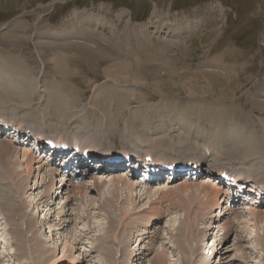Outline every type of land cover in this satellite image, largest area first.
<instances>
[{"label": "rangeland", "instance_id": "obj_1", "mask_svg": "<svg viewBox=\"0 0 264 264\" xmlns=\"http://www.w3.org/2000/svg\"><path fill=\"white\" fill-rule=\"evenodd\" d=\"M120 12H124L123 17H119ZM88 17L103 21V26L93 23L91 32L99 43H106L110 48L105 51L108 55L114 51L115 38L123 34L130 38L131 49L133 46L141 49L138 51L141 67L144 66L140 67L141 79L134 71L116 66V62L105 59L104 64L93 66L76 54H68L64 48L47 47L50 44L63 46V41L55 43L63 39L61 29ZM180 21H190L196 28L192 32L174 33L173 28H177ZM144 25L150 34L135 38L134 31L139 32ZM82 30L89 29L82 27ZM71 40L75 43L74 40L82 39L71 37ZM138 41L142 42L140 46ZM71 48L76 50V46ZM6 55L14 56L24 65H14ZM146 56L153 57L152 66L144 65L148 61ZM3 78L12 83L11 90L21 102L8 103L11 106L0 103V114L4 113L0 119L21 121L22 125L36 130L40 137L68 142H75L74 137H77L94 149L106 144L112 151L131 146L144 153L155 151L152 152L155 157L177 162L202 157L207 165L217 167L218 164L221 169L239 172L243 180L264 184V0H0V80ZM20 88H28L34 99L25 95L23 98ZM221 134L228 137L221 140ZM217 148L219 154L215 151ZM228 149L234 150L230 151L232 156ZM39 159L41 163L34 164L31 174L22 157L19 164L15 162L14 167L11 166L23 176L17 206H27L22 212H27L26 216L22 218V213L19 216L21 231L26 236L23 240L24 233L21 239L14 237L11 232L15 226L8 223L6 210L0 209V264H124L125 254L131 250L133 253L125 264H154L158 252L168 260L164 264H185L182 262L185 256L191 260L186 264H264L260 244L264 240V218L251 220L253 215L248 206L232 209L240 212V218L227 215L235 226L226 237L224 229H219L225 219L220 221V216H213L222 207L213 206L205 221L198 216L199 223L194 221L202 229L207 226V236L202 237V232L196 236L198 231L187 232L185 228L188 223L194 225L200 200H193L189 215V196L182 192V196L176 198L153 199L152 206H157L159 201L163 203L160 207L164 214L159 216L160 220H155L158 217L150 213L147 198L134 199L133 194L141 187L131 194L130 185L127 184V189L117 179L105 183L99 192L96 188L90 190L83 201L67 193L72 188L69 183L77 184L82 180L83 184L90 185L93 177H102L100 174L69 181L64 190L59 188L64 177L57 175L54 189L63 193L59 192L58 196L55 193L49 205L39 201L40 206H37L32 204L33 199L45 193L53 177L49 171L53 167H44L38 179L48 174L43 180L46 183L35 192L29 189L36 187L38 166L44 162L43 157ZM25 179L29 183L27 187ZM181 183L177 180L169 190L181 187ZM125 211L129 215L117 230L116 240V230L109 234L105 230L110 214L117 223ZM28 212H33L41 238L32 230L34 217ZM242 212L246 216L241 215ZM161 220L162 225H166L164 231L152 234L155 223ZM174 224H179V230ZM214 225L219 227L211 229ZM146 227L151 233L140 240L137 235L144 233ZM185 236L192 247L204 240L201 244L206 254L186 250ZM213 244L218 252L212 255ZM112 251L116 259H105V254ZM134 251L143 254L134 258ZM209 260L212 261L209 263Z\"/></svg>", "mask_w": 264, "mask_h": 264}, {"label": "bare ground", "instance_id": "obj_2", "mask_svg": "<svg viewBox=\"0 0 264 264\" xmlns=\"http://www.w3.org/2000/svg\"><path fill=\"white\" fill-rule=\"evenodd\" d=\"M156 13V12H155ZM95 15V14H94ZM123 15H124V12H120L119 13V17H123ZM99 16V15H98ZM99 18V17H98ZM95 18H93V17H88L85 21H83V22H78L77 23V21L76 22H74L73 23V25H67V26H65L66 28H63V29H61L62 31L60 32L61 34H62V37H63V39L61 40V38L59 39V41H55V43H61V41H63L61 44H63V46H60V45H52V44H48L49 46H47V47H49V48H51V49H53V46L54 47H56V48H58V46L59 47H61V48H64V50L65 51H68V54L69 53H72L73 54V56H74V54H76V56H78V57H82V58H84V61H86V62H88V63H90V64H92L93 66H98V65H100L101 63L102 64H104V62H106L105 61V59H107V60H109V61H111V62H116L115 64H116V66H118L119 65V67H121V69H126V68H128V69H130V71H134L135 73H137L136 75L139 77V75L141 74V69H143L144 68V66H142L141 67V64H142V62H140L139 61V56L141 55L138 51H140L138 48H136V47H134L133 46V48L131 49V46L130 45H128L129 43H131V40H130V38H128V36L126 35H120L119 37H117V38H115V39H117L116 40V42L115 43H113V48H114V51L112 50V54L110 55V53H109V55L107 54V53H105V51H108L107 50V44L105 45V44H103V43H99V41L96 39V36H95V34L93 33V32H91V28L96 24V23H98L100 26H103L104 25V23H103V21L101 20V21H98L97 19H95ZM93 23H95V24H93ZM72 26L74 27V28H72ZM85 26H86V28H85ZM174 26V25H173ZM176 26H177V28H173V30H174V33L175 32H177V33H179L180 31H183L184 33L185 32H192V31H194V29L196 28L195 27V24L194 23H192V22H190V21H187V22H179V23H177L176 24ZM82 27L84 28V29H89V30H82ZM186 28H188L187 30H186ZM56 33V32H55ZM135 33H137V34H135ZM148 34H150L149 33V31L147 30V28H146V26L144 25V26H141V28H140V31L138 32L137 31V29L134 31V35L136 36L135 38H137L138 39V35H141L142 37H147L148 36ZM53 35V34H52ZM13 36H15L14 34H13ZM12 36V37H13ZM123 36V37H122ZM52 37V36H51ZM54 37H58L57 35H55ZM71 37H78V38H81L82 40H80V41H75L74 40V42L75 43H72L73 42V40H71ZM141 38V37H140ZM57 39V38H56ZM55 38H53V40H56ZM73 39V38H72ZM110 39V38H109ZM134 39V38H133ZM142 39V38H141ZM145 39V38H144ZM113 41V40H112ZM143 41V40H142ZM66 42V43H65ZM139 42V41H138ZM45 43V42H44ZM69 43V44H68ZM141 43L142 42H139V46L141 45ZM144 43H146V41L144 42ZM143 43V44H144ZM96 44V45H95ZM111 44V43H110ZM138 44V43H137ZM35 45H37V44H35ZM134 45V44H133ZM145 45V44H144ZM149 45V44H148ZM73 46H76V50H73V48H71V47H73ZM109 46V45H108ZM111 46V45H110ZM147 46V45H146ZM41 47H45V45L43 46V45H41ZM129 47H130V49H129ZM112 48V49H113ZM108 49H110V48H108ZM136 49H138V50H136ZM136 50V51H135ZM111 51V50H110ZM8 53V52H7ZM141 53H142V51H141ZM143 53H145V52H143ZM153 53V52H152ZM149 54V53H148ZM8 55V54H7ZM5 56L10 62H12L14 65L15 64H17V63H20V65H21V63L22 62H20L19 61V59H16L14 56ZM66 55V54H65ZM143 55V54H142ZM147 55V54H146ZM151 55V54H150ZM147 57V60H144V62L145 61H147V62H145L144 63V65H151L152 66V64H153V61H152V58H150L149 56H146ZM145 57V58H146ZM155 57V56H154ZM14 58L16 59V60H14ZM65 59H66V61H68L69 62V60H68V55H66L65 56ZM136 59H138L137 60V63H136ZM149 59H151V60H149ZM155 59H156V57H155ZM159 59H161V58H159ZM23 60V59H22ZM141 60V59H140ZM65 61V62H66ZM109 61H107V63L109 62ZM128 61H132L133 63H128ZM113 63V64H114ZM155 63V62H154ZM23 64V63H22ZM137 64V65H136ZM156 64V63H155ZM13 65V66H14ZM24 65V64H23ZM17 66V65H16ZM137 66V68L135 69V67ZM156 66V65H155ZM18 67V66H17ZM23 67V66H22ZM56 67V66H55ZM65 67V66H64ZM140 67H141V69H140ZM154 67V66H153ZM139 68V69H138ZM113 69V68H112ZM61 70H63V69H61ZM114 70V69H113ZM155 70H156V68H155ZM154 70V71H155ZM127 71V70H126ZM141 71V72H140ZM150 71V70H149ZM151 72V71H150ZM69 75V74H68ZM135 75V74H134ZM135 75V76H136ZM141 76V75H140ZM144 76V75H143ZM20 78V77H19ZM22 78V77H21ZM140 78V77H139ZM142 78V77H141ZM140 78V79H141ZM9 81V80H8ZM135 81V80H134ZM0 83L2 84L1 86H0V90H2V91H0V99H1V101H0V103H5V104H8V103H16V102H21V100L18 98V96L17 95H15V91H13V90H11V88H13L12 87V83H7L6 81H5V79L3 78L2 80H0ZM22 83V82H21ZM30 84V83H29ZM21 85V84H20ZM23 86V85H22ZM7 89H9V91H6ZM3 90H5V92H3ZM10 90H11V92H10ZM19 93H21V95L23 96V98L25 97V96H29L31 99H34V95H33V93L27 88V89H22V88H20L19 89ZM40 91V90H39ZM34 94H35V92H34ZM25 95V96H24ZM37 95V94H36ZM21 96V97H22ZM109 97V96H108ZM22 99V98H21ZM23 102V101H22ZM9 106H11V104H8ZM121 110V109H120ZM4 113H1L0 114V116H4L3 115ZM74 114V113H73ZM119 116V115H118ZM66 117V116H65ZM26 118H28L27 116H26ZM29 119V118H28ZM21 120H22V118H21ZM23 121V120H22ZM18 122V123H17ZM15 121V123L16 124H18V127L20 126H24V125H22L23 123H21V121ZM26 126V125H25ZM30 127V126H29ZM225 134H221V135H219V137H220V139L221 140H223L224 138H227L228 136L227 135H225ZM42 137V136H41ZM40 137V138H41ZM6 138V137H5ZM75 138V140H77V141H81L79 138H77V137H74ZM52 139H55V138H52ZM56 140V139H55ZM57 140H59V141H61L60 139H57ZM82 142V141H81ZM80 142V143H81ZM84 143V142H83ZM156 143H157V141H156ZM156 143H155V145H156ZM79 144V143H78ZM88 143H85V145L86 146H89V144L87 145ZM91 144V143H90ZM159 144V143H158ZM19 144H16L15 142H13V141H11V140H9V139H1L0 138V152H2V151H5V154H0V209L1 210H3V208L6 210V211H4L5 212V214H6V216H7V220H8V223L10 224V226H12V225H14L15 227H14V229H13V231L11 232L13 235H14V237L16 236V237H18L19 239H21V237H22V235H23V233H22V231H21V227H20V221H19V216L21 215V213L22 212H24V210L27 208V206H25V207H23V208H21V205H20V207H18L17 206V202H19V200H20V196H21V188H22V183H20V182H22L21 181V179H23V176H20V174H18L15 170L13 171V169H11V166L12 167H14V165H15V162L17 163V164H19L20 163V161H19V158H21L22 157V160L26 163V169H28V173L29 174H31L32 173V171H33V168H34V164H40L41 163V161H40V159L39 158H42V156H38V155H36L35 153H33L32 151H31V148H29V147H19L18 146ZM157 146V145H156ZM89 147H91V146H89ZM93 150H94V148L93 147H91ZM96 148V147H95ZM120 148V147H119ZM132 149L133 147H131V146H129V147H124L123 146V148H122V150H127V149ZM138 148H140V146H138ZM220 148V147H219ZM23 149V151L21 152V150ZM97 151H100V152H102L103 154H108V153H110L112 150L110 149V145H106V144H104V145H102V146H100V148L99 147H97ZM220 150H221V148H220ZM218 148L215 150V151H217V153L219 154V151H220ZM232 149H228V152H229V155L230 156H232L233 155V152H234V150H232L233 152L230 154V151H231ZM21 152V153H20ZM152 152L154 153L155 151H150L148 154H152ZM226 152V151H225ZM237 153V152H236ZM234 154V155H237V154ZM226 154V153H225ZM227 155V154H226ZM228 155V156H229ZM191 156V155H190ZM189 156V157H190ZM227 156V157H228ZM13 158H15V159H13ZM181 158V157H180ZM195 158V157H194ZM198 158H201V159H203L202 157H198ZM179 159V158H178ZM171 160V159H170ZM173 160V159H172ZM158 162H165V163H167V162H169V160H166V158L165 159H160L159 158V160H157ZM232 164V163H231ZM202 165V164H201ZM213 165H216V164H213ZM230 165V164H229ZM37 166V165H36ZM53 167V168H51V167ZM211 166V168H212V170H215V171H217L218 173H220V172H222V173H224L225 172V170H221V168L218 166V164L216 165L217 167H214V166H212V165H210ZM209 165H207V164H203V167L204 168H206V170L207 169H210L209 167H210ZM39 167V168H38ZM37 168H38V172H37V175H36V177H35V180H36V183H35V186L36 187H31V188H29L30 190H34V192H35V190H37L39 187H43V185L46 183V181H43V180H46V176L48 175H46V176H44L43 175V177H42V179H41V181H40V179H38V174L40 173V169H44V167H49V168H51V169H49V171L51 172V173H53V177L48 181V185H47V188H46V191H44L45 193L43 194V192H41L40 190V194L42 193L43 195L41 196V197H39V199H37V197H35L34 199H33V201H32V204L34 205V203L37 205V206H40V203H39V201L41 202H43V203H45L44 205L45 206H47V205H49L50 204V201L51 200H49L50 198H53V195L55 194V193H57V196L59 195V192L62 194L63 193V191H60L59 189H54L55 188V186H56V184L54 183V180H55V178H56V176L57 175H60L61 173H60V171H59V169L58 168H56V167H54V166H52V165H50V164H46V162H43V164H41L40 166H38ZM220 169V170H219ZM230 170V169H229ZM34 171H36V169L34 170ZM221 173V174H222ZM102 177H93L94 179L92 180V182L90 183V185H86V184H83L82 183V180H80V182L79 183H77V184H72V183H69V185L71 184V186H72V188L67 192V193H73L74 194V196L76 197V198H80V200L81 201H83L84 200V197L86 196V194H88L89 193V191L90 190H93L94 191V189L96 188L97 189V191L99 192L100 191V189L102 188V186H106V184L105 183H110V180L111 179H117V180H120V181H122V182H120L121 184H122V186H124L125 188H127L128 189V187H127V184H129L130 186H129V191H131V194H133V191H136L137 190V188L138 187H141V189L138 191V192H136V194H133V197H134V199H141L143 196L145 197V198H147L148 199V201L150 202V205L148 206L149 207V211H151L150 213H153V214H155V216H157L158 218H156L155 220H160V215H163L164 214V210H162V207H160L161 206V204H163L162 203V201H159V202H157V206H152V201H153V199H155L156 198V200L157 199H165V198H167V197H170V196H172V197H174V198H176V197H178V196H182V194L180 193V192H182V193H184L185 195H187V196H189V197H187V198H189V205H188V208H187V210H188V213L187 214H191V211H192V209H193V203L195 202V201H193V200H200V201H197L198 202V205H197V207H198V211H196V213H197V215H195L196 216V218H192L193 219V223H194V225H193V223H192V225L193 226H190V224L188 223V225L186 226V230H187V232L188 231H191V230H194V231H198L199 232V234L198 235H196V236H199L200 234H201V232H202V237H204V235L205 236H207L206 235V232H207V226L204 228V229H202V228H200L198 225L199 224H197L196 225V221L198 220V218H201V220H204L205 221V219H206V214L207 213H209L208 211H210L212 208H213V206H215L216 208H219V207H222V209L220 210V212L217 214V215H213L215 218L218 216H220L221 218H220V221H222V219H225L224 221H223V227H219L218 225L216 226V225H214V226H212L211 227V229H214L215 228V226L216 227H219V229L220 228H222V229H224V234H225V236L224 237H226V235L228 236V234L231 232V231H233V228H234V226H235V224H234V221H232V219H230V218H227V215L230 213V214H234V215H236L235 216V219L236 218H240L239 216H238V214H240V212H237L236 211V209H235V211L234 210H232L233 209V207H230V205H226L225 207H223L224 205H225V202H224V200H225V196H224V194L222 193V189H221V187L220 186H218V184L216 183V182H212V181H209L208 179H205L204 177L202 178V179H200V180H198V182L196 181H194V182H188V181H184V180H182V183L181 184H183L181 187L179 186L178 188H173L172 190H169V189H171L174 185H172V184H175V183H172L171 182V185L169 184V182H162L161 184L160 183H157V182H154V181H151V183L150 184H147V183H145V182H136L135 180H130V179H125V178H123L122 176L121 177H118V176H115V174H101V172L99 173ZM17 176V177H16ZM40 176V175H39ZM41 176H42V173H41ZM237 178H241L240 177V175H239V172L237 173ZM30 177H31V175H30ZM29 177V178H30ZM33 178V177H32ZM16 180V181H15ZM31 180V179H30ZM66 179H65V177L63 178V179H61L60 180V184H62L61 185V187L59 186V188H62L63 190H64V188H66L67 186H68V182L70 181V182H72V179L71 178H69V180L67 179L66 181H65ZM51 181V182H50ZM115 181V180H114ZM9 182V183H8ZM19 182V183H18ZM62 182V183H61ZM98 182H100V183H98ZM174 182H176V181H174ZM254 182V181H253ZM25 183L27 184H25V187H27V186H29V183H28V180L27 179H25ZM31 183H32V181H31ZM103 183V184H102ZM112 183V182H111ZM116 183V182H115ZM7 184H10V185H7ZM117 184H119V183H117ZM116 184V185H117ZM180 184V185H181ZM7 185V186H6ZM177 186V185H176ZM175 186V187H176ZM236 186H239L238 184H236ZM259 187H261L262 189H264L263 187H264V184H262V185H260ZM112 188V187H111ZM117 188H119V186L118 187H116V189ZM142 188H143V190H142ZM161 188H164V189H168V190H160ZM28 189V188H27ZM40 189V188H39ZM44 189V188H43ZM107 189H108V187H107ZM57 191V192H53V191ZM87 190V191H86ZM118 190V189H117ZM120 190H122V189H120ZM225 190H227V188L225 187ZM39 191L37 192V193H39ZM76 191H80L81 192V194L82 195H80L79 193L77 194V192ZM108 191H110V190H108ZM108 194V193H107ZM112 194H114L113 192H112ZM119 194H120V191H119ZM201 194V198H200V195ZM228 194V193H227ZM35 195V194H34ZM102 196H104V195H102ZM194 196V198L191 200L190 199V197H193ZM199 196V197H198ZM31 198V197H30ZM99 198H100V196H99ZM132 198V197H131ZM171 198V197H170ZM37 199V200H36ZM133 199V198H132ZM222 199V200H221ZM173 200H175V199H173ZM172 200V201H173ZM191 200V201H190ZM222 201V202H221ZM31 202V201H30ZM164 202V201H163ZM186 202V201H185ZM196 202V203H197ZM178 203H179V201H178ZM177 203V204H178ZM31 204V205H32ZM28 205H30V204H28ZM43 205V204H42ZM44 205H43V207H44ZM229 206V207H228ZM29 207V206H28ZM148 207L147 208H145V209H143L144 211L145 210H147L148 209ZM239 207H242V206H239ZM33 208V207H32ZM51 208V207H50ZM185 208V207H184ZM224 208V209H223ZM246 208H248L249 210H250V213L253 215V217H250V219L251 218H253L255 221H258V220H263V218H264V210H261V209H259V208H249V207H246ZM45 209V208H44ZM43 209V210H44ZM63 209V208H62ZM65 209V208H64ZM33 210V209H32ZM46 210H47V208H46ZM50 210L51 209H49V213H50ZM86 210V209H85ZM224 211V212H223ZM3 212V211H2ZM235 212V213H234ZM29 213V212H28ZM33 213V212H32ZM32 213H29V216H31V217H34L33 215H32ZM44 213V212H43ZM52 213V212H51ZM131 213H133V211L131 212ZM166 213H167V211H166ZM26 214H27V212H25V213H22V218L24 217V216H26ZM41 214V213H40ZM212 214H214V213H212ZM62 215V214H61ZM123 215V217H122V219L121 220H119L117 223H119V225L116 223V221H115V219H114V215L113 214H110V218H109V224L107 225V227H106V230H105V233H113L112 232V230H116V232H115V239L117 240V230H119V228L120 227H122V221H123V219H125V218H127L128 217V213L125 211L124 212V214H122ZM133 215H134V213H133ZM132 215V216H133ZM241 215H244L243 214V212H242V214ZM6 216H4V218L6 217ZM46 216V215H45ZM197 216H198V218H197ZM208 216V215H207ZM244 216H246V215H244ZM243 216V217H244ZM21 217V216H20ZM48 217V216H47ZM21 218V219H22ZM43 218V217H42ZM46 218V217H45ZM20 219V220H21ZM32 219H34V227L32 228V230H34V232H35V234H36V236L37 237H39V238H41L40 237V232H39V229H38V226H36V223H37V221H36V219H35V217L34 218H32ZM44 219V218H43ZM65 219V218H64ZM63 219V220H64ZM209 219H211V217L209 218ZM213 219V218H212ZM66 220V219H65ZM238 220V219H237ZM239 220H241V219H239ZM252 220V219H251ZM179 221V220H178ZM188 221V220H187ZM195 221V222H194ZM203 221V222H204ZM40 222V221H39ZM215 222L216 221H214V223L213 224H215ZM22 223V222H21ZM49 223V222H48ZM148 223V222H147ZM172 223H173V221H172ZM197 223H199V221H197ZM65 224V223H64ZM53 225V224H52ZM54 225H55V223H54ZM118 225V226H117ZM224 225L226 226L227 225V227H224ZM166 225L165 224H163L162 225V220L161 221H157L156 223H155V227H156V229L154 230V231H151L152 232V234L154 233V234H158V233H161V232H163L164 231V227H165ZM174 226V228L175 229H177V230H179V224L177 225V224H174L173 225ZM50 227V226H49ZM48 227V228H49ZM169 227H172V226H169ZM210 227V226H209ZM45 227L43 226V229H44ZM173 228V229H174ZM181 229V228H180ZM10 230H12V229H10ZM40 230H42V229H40ZM58 230H59V228H58ZM149 230V228L148 227H146L145 228V232L144 233H142V234H139V235H137V237L140 239V240H142L143 239V237L144 236H146V234H150L151 232H150V230ZM182 230V229H181ZM193 231V232H194ZM33 232V231H32ZM39 232V233H38ZM196 232H195V234H196ZM42 233V232H41ZM105 233H104V235H105ZM186 233V232H185ZM190 233V232H189ZM178 234V233H177ZM127 235V234H126ZM189 235V234H188ZM239 236H240V234H238ZM25 233H24V237H22V240H23V238H25ZM128 236V235H127ZM178 236V235H177ZM179 236H181V234L179 233ZM190 236V235H189ZM193 236H194V234H193ZM238 236V237H239ZM195 237V236H194ZM201 237V236H200ZM223 237V238H224ZM130 238V237H129ZM142 238V239H141ZM145 238H149V237H145ZM36 239H38V238H36ZM206 239V238H205ZM225 239V238H224ZM44 241H46V239H43ZM48 240V239H47ZM191 241H192V239H190ZM127 241V240H126ZM183 241V240H182ZM202 241H204V240H202ZM201 241V242H202ZM234 241V240H233ZM112 242V241H111ZM142 242H144V241H142ZM141 242V243H142ZM187 243V245H185L186 246V250H187V248L189 249L190 248V250L193 252V253H195V254H197V252H199V253H201L202 252V254H206V252L204 253V251H202V244H201V242L199 241H197L198 243L196 244V245H194L193 247L190 245V243L188 244V239H187V237L185 236V238H184V243ZM45 243V242H44ZM104 244H106V240H104V242H103ZM110 243V242H109ZM113 243V242H112ZM115 244V243H114ZM199 244V245H198ZM260 244H261V246H262V249L264 250V240H261V242H260ZM139 246L141 245V244H138ZM142 246V245H141ZM180 246V245H179ZM206 246V245H205ZM99 247H100V249H101V246L99 245ZM107 247H110V246H106V248ZM113 247V246H112ZM112 247H111V250H112ZM213 247H215V248H213V253H212V255L215 253V252H218L217 251V246L215 245V244H213ZM113 249H115L114 247H113ZM126 251H127V249H125ZM139 251L141 250L140 248L138 249ZM1 251V250H0ZM136 251V250H135ZM134 251V252H135ZM133 253V251L131 250V252H129V254L128 253H126L125 254V257H124V259H125V261H124V264L125 263H127V261H128V258H130V255ZM63 254H64V252H63ZM138 254H143V253H138V252H135V255H134V258L138 255ZM2 256V255H1ZM0 256V257H1ZM115 256V253L112 251V253L111 254H109V253H106L105 254V259H108L109 261L110 260H112V259H116V258H113ZM196 256V255H195ZM209 256V255H208ZM5 257V255H3V258ZM55 257V256H54ZM207 257V256H206ZM56 258V257H55ZM132 258V257H131ZM180 258V257H179ZM53 259V258H52ZM208 259V258H207ZM215 259V258H214ZM131 260V259H130ZM167 259L165 258V256H164V254H162L161 252L159 253H157L156 255H155V257H154V259H153V263L154 264H158V263H166L167 261H166ZM55 261V260H54ZM53 261V262H54ZM191 260L189 259V257H187V256H185L184 257V259L182 260V262H186V263H189ZM210 261H212V260H209L208 262L210 263ZM48 262H49V259H48ZM51 262V261H50ZM132 262V261H131ZM128 263H130V262H128ZM163 263V264H164ZM185 263V264H186ZM48 264V263H47ZM50 264V263H49ZM106 264V263H105ZM183 264V263H182Z\"/></svg>", "mask_w": 264, "mask_h": 264}]
</instances>
